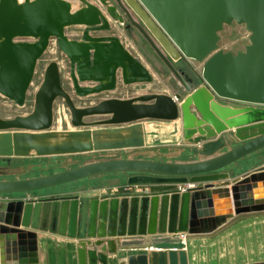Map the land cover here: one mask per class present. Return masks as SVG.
Listing matches in <instances>:
<instances>
[{"label":"water","instance_id":"water-1","mask_svg":"<svg viewBox=\"0 0 264 264\" xmlns=\"http://www.w3.org/2000/svg\"><path fill=\"white\" fill-rule=\"evenodd\" d=\"M113 21L127 22L142 37L176 86L168 83L170 93L107 96L79 106L61 83L59 62L46 63L31 110L0 117V155L34 150L88 157L86 151L106 149L93 154L106 158L0 179V194H29L106 174L125 178L91 189L82 185L68 196L0 199V240L7 239L3 234H17L19 264H38L37 229L75 238L77 264H109L119 252V236L207 234L235 215L264 211V155L241 173L229 169L264 149V0H0V95L24 104L52 39L78 97L112 92L119 83L151 82L148 67L110 32ZM232 22L249 32V43L236 53L218 47L219 32ZM182 57L201 63V73L175 66ZM57 98L64 101L70 125L83 130L51 131ZM178 119L181 143L144 146L140 121ZM100 126L105 128L90 130ZM122 132L130 134L126 141H95L101 134ZM47 140L57 144L40 143ZM148 153L174 159L142 156ZM9 169L0 167V172ZM158 184L177 187L147 188ZM183 184L194 185L181 190ZM126 185L141 190L127 191ZM122 263L189 264L184 247L128 253Z\"/></svg>","mask_w":264,"mask_h":264},{"label":"rangeland","instance_id":"rangeland-1","mask_svg":"<svg viewBox=\"0 0 264 264\" xmlns=\"http://www.w3.org/2000/svg\"><path fill=\"white\" fill-rule=\"evenodd\" d=\"M118 27V26H117ZM113 27L110 32L113 34H120L125 46L132 51L151 71L153 74V80L146 83H134L126 87L120 86L119 89H115L112 92H103L94 95L78 97L71 88L68 67L65 62L64 56L57 48L56 41L51 40L50 45L46 52L42 55L37 63L35 74L28 90L26 100L23 105H18L12 100L7 99L0 95V117L8 118L16 114H24L31 110L33 103V93L37 88L42 78L43 68L49 60H57L60 65V76L63 87L71 93L76 105H89L98 101L100 98L107 96L126 97L136 95L143 92H165L170 93L171 86L175 87V79L172 78L167 72L164 65L159 61L151 48L146 44L141 36L136 32H127L122 27ZM249 32L246 31L243 24H237L232 22L225 25L219 32L218 47L224 51H231L236 53L237 51L244 50L245 46L249 43ZM61 62V63H60ZM177 67H181L187 73H201L202 64L187 58H180L174 61ZM68 73V74H67ZM163 74L161 77L159 74ZM54 122L51 127V131H76L83 130V128H75L70 125L69 112L64 104L62 98H57L54 103ZM141 132L143 133L144 146H157L164 143H181V121L180 119L173 122L161 121V120H142L139 122ZM162 125V126H160ZM165 127H164V126ZM122 125L121 127H126ZM111 127V126H107ZM105 128L91 127L90 130H99ZM161 129V130H159ZM100 135V134H99ZM130 134L128 132H122L120 134H101L95 138L98 143H112L123 142L128 139ZM62 138L65 136H61ZM84 141V140H83ZM42 144H57L56 140L41 141ZM60 143V142H58ZM106 150V149H105ZM105 150H91L86 151L90 156L84 157L80 152H56L49 154H36L34 150L28 151L27 154L5 156L0 155V167L6 169L10 167L8 172H0V179L22 178L29 176H36L41 174L51 173L57 170H61L65 167L75 166L87 161L106 158L99 155L93 156L104 152ZM119 149L117 151H122ZM169 150H163L161 152H168ZM264 155V149L253 153L241 160L236 164L229 166H238L239 169L245 170L253 167L258 163L259 157ZM67 156H71V161L68 165H61V162ZM147 158L156 159H174L169 156L159 157L156 154L148 153L142 155ZM50 158H56L49 160ZM7 159L11 160L9 166H7ZM21 166L26 167L22 170ZM125 178L123 174H106L94 177L85 178L76 182L54 186L45 190L34 191L30 194L37 195L43 192H59L66 190L69 187H76L81 184L90 185L94 182L104 183L108 179L113 178ZM125 179L123 180V182ZM174 186V185H169ZM22 194H0L1 199H13L18 198ZM167 235V234H165ZM156 240V244L159 247L168 248L171 246L182 247L181 243H177L173 238L165 236ZM149 237V236H148ZM187 238L196 239L194 242V248L191 250L192 264H240L250 263L255 261H264V211L242 213L237 217L231 218L224 225L217 228L215 231L207 234H187ZM56 243V242H55ZM55 243L52 241L49 246L44 245V248L40 251L41 263L40 264H67L65 260H62L58 252L56 251ZM132 244V243H129ZM192 246L193 242H189ZM125 248V247H124ZM66 250L74 261V243L69 241L66 244ZM133 250L125 248L124 253H132ZM136 252V251H133ZM127 255V254H126ZM125 255V256H126Z\"/></svg>","mask_w":264,"mask_h":264},{"label":"crops","instance_id":"crops-1","mask_svg":"<svg viewBox=\"0 0 264 264\" xmlns=\"http://www.w3.org/2000/svg\"><path fill=\"white\" fill-rule=\"evenodd\" d=\"M19 1H22V0H19ZM120 86L126 87L125 85L119 84L117 89H119ZM160 126H162V125H160ZM159 130H161V129H159ZM177 142L176 143H164V144L157 145V146H164V147L165 146H172V145L178 144ZM7 165H10V164L7 163ZM231 168L235 169V171H237V173H241V172L247 170V169H245V170L239 169L238 166H236V167L233 166ZM96 184H98V183L94 182L93 184L86 185V187H87V189H91ZM112 184H114V183H112ZM82 185H85V184H81L79 186H82ZM79 186H76L74 188L69 187L66 190L59 191V192H52V191L43 192V191H41V193H39L37 195H32L30 193L29 194H22L18 198H21L24 200H28V199L36 200L39 198L43 199V198H48V197L54 198V197L68 196V195L75 194L76 192H73V190H75ZM111 186H115V185H111ZM176 187L177 186H169V184H158V185L148 186L147 188H148V190H151L154 192H163L166 190L175 189ZM113 188H118V187H113ZM43 190H45V189H43ZM237 216L238 215H235L234 217H237ZM20 229H22L23 231H33L31 228L24 227L22 225H20ZM35 231L37 233L38 264L41 263L40 251L44 248L45 244H47V246H49L51 241L53 244L56 242L55 248H56V251L58 252V254L60 255V257L62 258V260H65V262L67 264H77L76 249H75L76 248V239L75 238H71V237H68L67 235H62V234H59L57 232H51L49 230L37 229ZM3 235L7 236V239L3 238V240H0V264H19L17 234L9 232V233L3 234ZM24 239L28 240V237H25ZM174 240L177 242L178 239L174 238ZM69 241L74 243V261H72L71 256L69 255V253L66 250V244ZM191 241L193 242L192 246L189 245V242H191ZM194 242H197V240L192 239V238L186 239L185 249H186L187 256H188V263L190 261V255H191L190 252L194 248V245H195ZM153 245L155 247H159V246H157L156 242H154ZM132 246H133V244H127L126 245L127 248H130ZM171 247H179V246H171ZM162 248H164V247H162ZM128 253H130V252H128ZM128 253H124L123 251H119L117 254L111 255L109 257V264H123L122 261L125 259V255Z\"/></svg>","mask_w":264,"mask_h":264},{"label":"built area","instance_id":"built-area-1","mask_svg":"<svg viewBox=\"0 0 264 264\" xmlns=\"http://www.w3.org/2000/svg\"><path fill=\"white\" fill-rule=\"evenodd\" d=\"M122 24L123 23L114 22L113 21L112 22V28L113 27H117V26L120 28V27L123 26ZM117 35L120 37V39L123 42V39H122L121 35L120 34H117ZM193 185L194 184H183V185H180V189L181 190H184L187 187H190V186H193ZM124 189L127 190V191H134V190L135 191H139V190H141V187H139V186H129V185H126L124 187ZM165 234H167V235H165ZM164 235L165 236H168V237H171L173 239L174 238L178 239L177 242L181 243L182 244V247L185 248L187 233H178V234L155 233V234H147V235H124V236H119V238H118L119 251L125 250V248H127L126 245L129 244V243H132L133 244V246L130 247L129 249L130 250H133V251H136V252H143V251H145V250H147L149 248L150 249L159 248V247H155L153 245V243L156 242V240H159L160 238L164 237Z\"/></svg>","mask_w":264,"mask_h":264},{"label":"flooded vegetation","instance_id":"flooded-vegetation-1","mask_svg":"<svg viewBox=\"0 0 264 264\" xmlns=\"http://www.w3.org/2000/svg\"><path fill=\"white\" fill-rule=\"evenodd\" d=\"M123 29L125 30V31H127V32H130V33H132V32H136L131 26H129L128 25V23L127 22H124L123 24ZM137 33V32H136ZM176 66V65H175ZM119 84H121V83H119ZM118 84V85H119ZM122 85H125V84H122ZM128 85H130V84H128ZM128 85H125V86H128ZM175 86H176V83H175ZM118 87V86H117ZM117 89V88H116ZM7 163V162H6ZM11 163V160H9V162H8V164H10Z\"/></svg>","mask_w":264,"mask_h":264},{"label":"bare ground","instance_id":"bare-ground-1","mask_svg":"<svg viewBox=\"0 0 264 264\" xmlns=\"http://www.w3.org/2000/svg\"><path fill=\"white\" fill-rule=\"evenodd\" d=\"M61 63V62H60ZM68 74V73H67ZM168 122H173V121H168ZM192 256L190 255V261H189V264H192Z\"/></svg>","mask_w":264,"mask_h":264}]
</instances>
